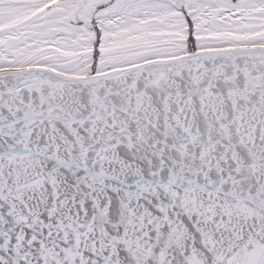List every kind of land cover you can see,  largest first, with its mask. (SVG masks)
I'll return each mask as SVG.
<instances>
[{
    "label": "snow or ice",
    "instance_id": "snow-or-ice-1",
    "mask_svg": "<svg viewBox=\"0 0 264 264\" xmlns=\"http://www.w3.org/2000/svg\"><path fill=\"white\" fill-rule=\"evenodd\" d=\"M0 264H264V0H0Z\"/></svg>",
    "mask_w": 264,
    "mask_h": 264
}]
</instances>
